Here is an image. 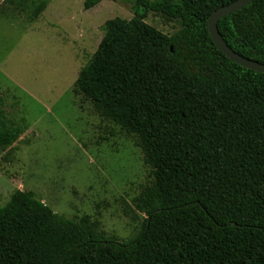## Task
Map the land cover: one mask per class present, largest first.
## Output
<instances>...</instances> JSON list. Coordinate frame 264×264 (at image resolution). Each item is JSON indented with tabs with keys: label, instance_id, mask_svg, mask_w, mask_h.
Returning a JSON list of instances; mask_svg holds the SVG:
<instances>
[{
	"label": "trees",
	"instance_id": "1",
	"mask_svg": "<svg viewBox=\"0 0 264 264\" xmlns=\"http://www.w3.org/2000/svg\"><path fill=\"white\" fill-rule=\"evenodd\" d=\"M127 1L133 18L104 24L72 93L135 138L152 176L130 211L144 217L141 230L121 242L16 191L0 207V264H264V75L226 58L207 29L237 0ZM148 13L179 29L162 34L144 23ZM217 29L230 50L264 65V0ZM21 135L0 108V152Z\"/></svg>",
	"mask_w": 264,
	"mask_h": 264
},
{
	"label": "rangeland",
	"instance_id": "2",
	"mask_svg": "<svg viewBox=\"0 0 264 264\" xmlns=\"http://www.w3.org/2000/svg\"><path fill=\"white\" fill-rule=\"evenodd\" d=\"M85 1L0 0V108L22 128L18 142L0 152V207L16 191L31 193L55 214L88 217L125 242L141 230L144 217L135 221L130 211L151 171L135 138L72 90L104 24L134 14L127 0L89 10ZM144 23L167 36L179 29L154 13Z\"/></svg>",
	"mask_w": 264,
	"mask_h": 264
},
{
	"label": "water",
	"instance_id": "3",
	"mask_svg": "<svg viewBox=\"0 0 264 264\" xmlns=\"http://www.w3.org/2000/svg\"><path fill=\"white\" fill-rule=\"evenodd\" d=\"M253 1L254 0H237L227 6L221 7L218 10L214 11L208 19L207 29L212 43L226 58L240 67L264 75L263 64L246 59L230 50L223 42L217 29V24L222 18L239 11L240 9L248 6Z\"/></svg>",
	"mask_w": 264,
	"mask_h": 264
}]
</instances>
